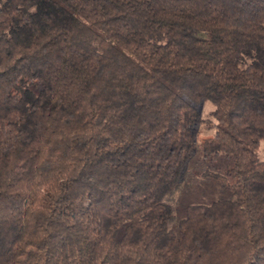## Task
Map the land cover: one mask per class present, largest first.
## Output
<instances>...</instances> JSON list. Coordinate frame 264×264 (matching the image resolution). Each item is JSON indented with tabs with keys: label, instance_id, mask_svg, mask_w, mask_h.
<instances>
[{
	"label": "trees",
	"instance_id": "1",
	"mask_svg": "<svg viewBox=\"0 0 264 264\" xmlns=\"http://www.w3.org/2000/svg\"><path fill=\"white\" fill-rule=\"evenodd\" d=\"M263 145L264 0H0V264H264Z\"/></svg>",
	"mask_w": 264,
	"mask_h": 264
},
{
	"label": "rangeland",
	"instance_id": "2",
	"mask_svg": "<svg viewBox=\"0 0 264 264\" xmlns=\"http://www.w3.org/2000/svg\"><path fill=\"white\" fill-rule=\"evenodd\" d=\"M204 102H205L204 104L200 105V106H201V112H202V116H203V117H207V116H209L210 110H211L212 108H211V105H210L208 102H206V101H204ZM210 134H212L211 130H209V129L203 127V128L200 130V139H202V138H204L205 136L210 135ZM262 144H263V143H262ZM260 154H261V156H263V158H264V145H263L262 148H261ZM219 194H220V193H215L216 196H218Z\"/></svg>",
	"mask_w": 264,
	"mask_h": 264
}]
</instances>
